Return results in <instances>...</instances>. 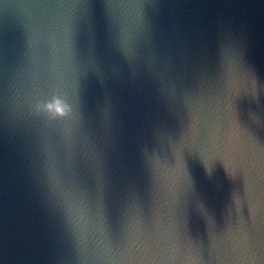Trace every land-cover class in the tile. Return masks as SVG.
<instances>
[{
	"label": "water",
	"instance_id": "95a60500",
	"mask_svg": "<svg viewBox=\"0 0 264 264\" xmlns=\"http://www.w3.org/2000/svg\"><path fill=\"white\" fill-rule=\"evenodd\" d=\"M0 264H264V0H0Z\"/></svg>",
	"mask_w": 264,
	"mask_h": 264
},
{
	"label": "snow or ice",
	"instance_id": "6c2138e0",
	"mask_svg": "<svg viewBox=\"0 0 264 264\" xmlns=\"http://www.w3.org/2000/svg\"><path fill=\"white\" fill-rule=\"evenodd\" d=\"M68 94H69V96L71 97V99H70L69 102L73 104V108L75 109L76 105L78 104V100H77V98L75 97L74 94L69 93V92H68ZM58 109H59V108H58Z\"/></svg>",
	"mask_w": 264,
	"mask_h": 264
},
{
	"label": "clouds",
	"instance_id": "9594fccd",
	"mask_svg": "<svg viewBox=\"0 0 264 264\" xmlns=\"http://www.w3.org/2000/svg\"><path fill=\"white\" fill-rule=\"evenodd\" d=\"M56 115L60 116V117H65L68 115L67 112H65L64 110L62 109H56Z\"/></svg>",
	"mask_w": 264,
	"mask_h": 264
}]
</instances>
